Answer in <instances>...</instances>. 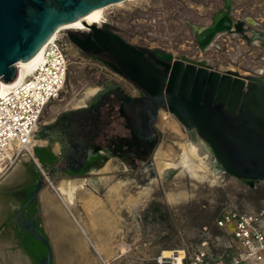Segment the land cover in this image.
<instances>
[{
	"label": "rangeland",
	"instance_id": "obj_1",
	"mask_svg": "<svg viewBox=\"0 0 264 264\" xmlns=\"http://www.w3.org/2000/svg\"><path fill=\"white\" fill-rule=\"evenodd\" d=\"M226 1L124 0L107 6L102 21L109 22L132 43L171 53L186 62L196 65L201 62L210 70L235 72L245 78L263 76L264 41L254 37L253 33L264 32V0H228L231 17L234 22L243 24V30L238 31L234 27L220 31L204 48L195 37V33L209 27L215 15L226 8ZM73 30L76 29L58 31L67 43L68 72L62 92L46 106L37 129L59 112L94 98L113 77L118 79L101 61L88 57L70 41L68 33ZM259 68H263L261 73L257 70ZM156 127L157 140L149 153H132L124 160L116 157L112 163L127 167L121 175L127 185L126 199L138 203L135 212L132 206H127L126 214H130V221L126 222L127 240L131 244L134 240L140 242L142 260L148 263L165 246L180 247L192 243L199 223L210 221L223 206L257 207L264 200V181L251 188L244 178L225 171L208 143L168 110L159 111ZM38 134L39 130H36L31 143L32 148L36 145L34 151L32 149L34 157L23 151L17 162L22 163L27 156V168L31 166L33 172L42 171L41 159L35 151L38 143H42ZM197 139L200 143L195 148ZM192 149L197 151L199 159L190 155ZM17 163L8 171L16 170ZM200 163L206 169L201 168ZM169 170L174 172L170 177L167 175ZM21 175L14 171L13 178L7 182V178H0L2 264H31L23 251V237L19 238V221L10 215L20 210V205L27 198L24 190L19 188ZM134 213L140 217L139 226H135L140 229V237L136 235L135 239L134 222L131 221ZM36 228L44 230L45 223L36 219Z\"/></svg>",
	"mask_w": 264,
	"mask_h": 264
},
{
	"label": "water",
	"instance_id": "obj_2",
	"mask_svg": "<svg viewBox=\"0 0 264 264\" xmlns=\"http://www.w3.org/2000/svg\"><path fill=\"white\" fill-rule=\"evenodd\" d=\"M121 1L0 0V80L11 82L17 75V60L34 55L63 23L94 7ZM230 27L232 20L225 15L215 32ZM214 34L204 44L197 33L195 37L204 48ZM71 36L83 47L89 43ZM253 36L264 41V32L255 31ZM97 41L113 53L124 73L152 92L156 109L158 104L165 105L180 123L208 143L225 171L251 185L264 180V75L245 78L235 72L220 73L201 62L196 65L159 50L156 54L162 60L149 61L144 50L115 33ZM130 120L139 126L137 114Z\"/></svg>",
	"mask_w": 264,
	"mask_h": 264
},
{
	"label": "flooded vegetation",
	"instance_id": "obj_3",
	"mask_svg": "<svg viewBox=\"0 0 264 264\" xmlns=\"http://www.w3.org/2000/svg\"><path fill=\"white\" fill-rule=\"evenodd\" d=\"M220 12L215 15L213 21ZM234 27L238 31L243 30L241 23L234 22L233 29ZM111 33L118 34L127 42L144 50V56L149 61L156 62L155 58L162 60L156 54L158 49H150L130 42L107 21L94 23V26H86L84 29H76L68 33L70 41L81 52L101 61L118 76V79L113 77V80L98 90L94 98L84 104L59 112L40 127L39 133L49 148L58 144L56 156L50 155L45 148L37 152L41 158L42 171L48 175L80 173L93 166L103 165L109 158L122 157L124 160L132 156V153L133 155H137L140 151L149 153L157 140L158 114L161 109L167 110L166 106L158 104L156 109V99L152 92L124 73L113 53L98 43V37L103 38ZM71 34L78 40L89 43L83 47L73 40ZM157 65L160 68L164 67L162 64ZM167 94L164 90V96ZM122 104L124 108L121 109ZM127 114L130 119H134V115L137 114L139 126L133 125L127 118ZM197 144L199 145L198 142ZM135 166L132 165V168H136ZM39 170L41 173L39 172L38 182L35 183L36 187L20 205V210L10 214L14 215L13 218H17L16 221H19L17 227L18 233L20 232L19 238L23 237L22 241L32 249H40L41 242L46 247L48 246L45 237L36 228V213L32 212L31 207V201L35 198L34 192L43 178L45 179L43 172ZM40 175H42L41 178ZM248 186L250 187L249 184ZM31 212L32 216L29 215ZM28 245L23 243V246L27 248ZM46 250L48 251V248ZM47 260L48 256L45 264H48Z\"/></svg>",
	"mask_w": 264,
	"mask_h": 264
},
{
	"label": "crops",
	"instance_id": "obj_4",
	"mask_svg": "<svg viewBox=\"0 0 264 264\" xmlns=\"http://www.w3.org/2000/svg\"><path fill=\"white\" fill-rule=\"evenodd\" d=\"M38 135V140L39 142L42 140V143H38L36 153L45 148L50 155L56 156L58 144L49 148L40 133ZM35 147L34 144L33 148H30L34 151ZM30 153L33 158L32 151ZM25 157L22 163H17L19 159L15 162L16 170L0 173V178H7L5 180L7 182L10 177L13 178L14 171L22 173L19 188L21 187L28 197L36 187L39 172L31 171V166L27 168V156ZM115 159L109 158L103 165L93 166L80 173H55L49 175L52 183L44 178L39 183L34 192L38 201L36 219L43 221L46 226L44 230L41 228L39 230L47 241L48 251L52 253V256L48 257V264H157L155 256L159 253L165 254L164 249L178 251L184 249L187 253L183 259L185 263L190 260L191 253L199 246L201 239L199 233L203 225H209L213 233H220V229L213 224L217 212L210 221L199 223L192 243H185L180 247L165 246L152 257L150 263L143 262L140 242L134 240L131 244L127 240L126 230V222L130 221L128 219L130 214L128 216L126 214L127 206H132L135 212L138 203L135 200L133 203L131 200L127 201V185L121 176L127 167L112 164ZM44 173L47 175L46 172ZM263 204L264 200L257 207ZM131 221L134 222L135 239L136 235L140 237V229H136L139 226V215L135 214ZM23 248L31 264L36 262L45 264L46 259H39L29 248L25 246Z\"/></svg>",
	"mask_w": 264,
	"mask_h": 264
},
{
	"label": "built area",
	"instance_id": "obj_5",
	"mask_svg": "<svg viewBox=\"0 0 264 264\" xmlns=\"http://www.w3.org/2000/svg\"><path fill=\"white\" fill-rule=\"evenodd\" d=\"M68 62L67 43L57 32L43 44L35 66L19 79L17 76L11 87L0 91V173L9 170L23 151L30 152L29 145L44 109L64 88ZM257 70L261 73L263 68ZM262 181L248 184L253 188ZM213 224L220 233H213L209 225H203L199 246L190 260L183 262L187 253L182 249L179 263L176 255L162 253L155 256L156 263L264 264V204L259 208L225 205Z\"/></svg>",
	"mask_w": 264,
	"mask_h": 264
},
{
	"label": "bare ground",
	"instance_id": "obj_6",
	"mask_svg": "<svg viewBox=\"0 0 264 264\" xmlns=\"http://www.w3.org/2000/svg\"><path fill=\"white\" fill-rule=\"evenodd\" d=\"M119 3L120 2H117L115 4H119ZM107 6H109V5L94 7L92 10H90L89 12H87L86 14H84L83 16H80V17H78L76 19L69 20V21L63 23L62 25H60L57 28V30L53 33V35H55L61 29H84V28H86V26L88 24H91V23H100L102 21V18H103V11H104V9ZM225 15H228L231 18V20H232V27H230V28L233 29L234 19L231 17V3H230V1H228L227 4H226V8L224 10H222L219 13V15H217V17L215 18V20L213 21V24L214 25L216 24L215 28L212 30V28H213V27H211L213 25L212 24L211 26L206 27V28L200 30L199 32H197L199 41L201 43H203V44L206 43L205 41L208 40L210 36L212 37L214 33H215L214 36L217 33H219V31L218 32H215V31L218 30L219 23H220L221 19ZM212 40H213V38H212ZM41 49H42V47L34 55H32L31 57H29L25 61H22L20 59L17 60L16 65H17V68H18V75H16V77L11 82H8V83H5V82H3V81L0 80V84H1V90L0 91L4 90L5 88L11 87L17 81V76H18V79H19L22 76L23 73L29 71L30 69H32L35 66L36 62L40 58ZM195 141L198 142V143H200V140L199 139H197ZM197 145L198 144H196L195 148H197ZM30 147H31V145H29V150L31 152L32 150H31ZM189 153H190V155L192 157H197L199 159V156H197V151L195 149L190 150ZM159 166H160V168H162V164L161 165L159 164ZM200 167L206 169V167H204V165L202 163H200ZM173 173H174L173 170H169L168 173H167V175L170 177L171 175H173ZM48 181L50 183H52L49 178H48ZM163 252L165 254H168V255L169 254L176 255L177 258H178L177 262H180L181 261V259H180L181 256L179 254V253H181V251L164 249Z\"/></svg>",
	"mask_w": 264,
	"mask_h": 264
},
{
	"label": "trees",
	"instance_id": "obj_7",
	"mask_svg": "<svg viewBox=\"0 0 264 264\" xmlns=\"http://www.w3.org/2000/svg\"><path fill=\"white\" fill-rule=\"evenodd\" d=\"M263 195H264V193H263ZM31 207H32V212L36 213L35 214V218H37L38 217V201H37V198L36 197L32 199V201H31ZM32 212L29 213V215L32 216ZM23 243L26 244V246L28 245L26 242H23ZM39 247H40V249L39 248L38 249H32L28 245V248L31 250V252L33 253V255L36 256L39 259H41V258L42 259L43 258L44 259H47V256L48 257H51L52 256L51 251H47L46 250L48 248V246L46 247L43 242H41V245H39Z\"/></svg>",
	"mask_w": 264,
	"mask_h": 264
}]
</instances>
